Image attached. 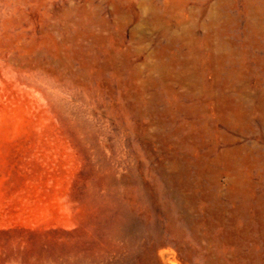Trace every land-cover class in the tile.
Returning <instances> with one entry per match:
<instances>
[{"label":"rangeland","instance_id":"rangeland-1","mask_svg":"<svg viewBox=\"0 0 264 264\" xmlns=\"http://www.w3.org/2000/svg\"><path fill=\"white\" fill-rule=\"evenodd\" d=\"M0 264H264V0H0Z\"/></svg>","mask_w":264,"mask_h":264}]
</instances>
